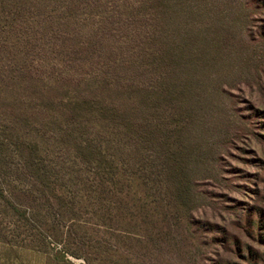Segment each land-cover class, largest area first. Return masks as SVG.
<instances>
[{
	"label": "rangeland",
	"instance_id": "obj_1",
	"mask_svg": "<svg viewBox=\"0 0 264 264\" xmlns=\"http://www.w3.org/2000/svg\"><path fill=\"white\" fill-rule=\"evenodd\" d=\"M125 1H38L19 27L39 76L48 80L72 67L68 62L99 42ZM136 13L144 21V12ZM136 36L140 48L143 34ZM245 73L230 97L203 101L200 122L182 136L171 127L161 134L163 117L145 99L148 113L136 118L153 122L146 131L124 121L106 137L97 120L89 117L96 128L71 126L47 101L50 116L34 114L30 124L13 113L24 95L3 89L0 264H250L243 255L250 245L264 264V247L239 224L252 206L264 209V117L250 110L264 109V84ZM161 140L168 143L164 156ZM222 227L230 238L220 248Z\"/></svg>",
	"mask_w": 264,
	"mask_h": 264
},
{
	"label": "trees",
	"instance_id": "obj_2",
	"mask_svg": "<svg viewBox=\"0 0 264 264\" xmlns=\"http://www.w3.org/2000/svg\"><path fill=\"white\" fill-rule=\"evenodd\" d=\"M38 1L0 0V95L5 88L22 93V106L13 113L21 112L30 124L35 123L34 114L50 116L42 107L47 101L53 115L64 117L71 126L96 128L89 117L97 120L108 129L106 137L115 135L124 121L146 131L151 127L146 124L153 122L138 123L136 118L139 112L148 113L141 107L145 99L154 102L163 117L157 130L164 129V134L171 127L182 136L200 122L201 103L212 95L230 97L245 69L260 87L264 84V51L259 49L264 44V0H126L119 18L104 25L106 33L99 42L48 80L35 70L27 52L29 42L19 27ZM136 11L144 12L145 22ZM123 33L126 39L121 38ZM136 33L143 34L140 48L135 45ZM65 90L66 97L52 96ZM250 106L253 114L264 117L263 108ZM9 122L10 130L17 129ZM109 143L116 144V139ZM167 145V140L159 142L161 156ZM0 196L6 199L1 185ZM239 224L264 247V209L252 206L239 216ZM219 233L221 248L230 237L223 227ZM247 248L243 252L247 263L258 264V253L251 245Z\"/></svg>",
	"mask_w": 264,
	"mask_h": 264
}]
</instances>
